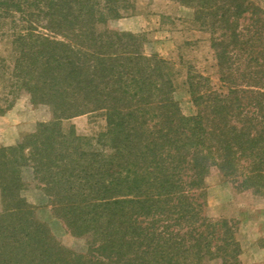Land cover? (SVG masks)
I'll return each instance as SVG.
<instances>
[{
  "label": "trees",
  "instance_id": "obj_1",
  "mask_svg": "<svg viewBox=\"0 0 264 264\" xmlns=\"http://www.w3.org/2000/svg\"><path fill=\"white\" fill-rule=\"evenodd\" d=\"M173 1L209 33L219 72L218 90L188 82L190 116L172 98L168 62L146 54L140 34L106 27L129 0H17L41 30L16 35L10 92L52 119L0 146V264H240L237 222L209 217L203 189L215 167L264 196V2ZM96 111L105 128L94 137L62 128ZM26 167L67 230L90 237L88 251L36 219L21 194Z\"/></svg>",
  "mask_w": 264,
  "mask_h": 264
},
{
  "label": "rangeland",
  "instance_id": "obj_2",
  "mask_svg": "<svg viewBox=\"0 0 264 264\" xmlns=\"http://www.w3.org/2000/svg\"><path fill=\"white\" fill-rule=\"evenodd\" d=\"M173 1V0H170ZM264 2V0H262ZM17 0H8L0 6V146L14 144L26 134L32 132L38 122L49 121L52 114L45 104L32 105L26 93L14 96L10 92L12 83L8 80L12 70L15 51V37L25 32L29 26L36 30L38 23L31 15L33 8L21 5L22 10H16ZM131 10L124 17L135 12H144L149 8L162 9L165 0H129ZM189 20L175 21V16L164 15L159 28L162 30L142 31V49L146 54H157L168 62L169 73L173 80L172 98L177 102L180 111L185 116L194 114L195 107L188 92V82H196L197 75L208 78L212 87L220 89L219 72L210 44L208 32L199 29L193 19V10ZM123 18V17H122ZM113 21V20H112ZM113 24V23H112ZM108 22L107 28L118 30ZM175 28L189 33L175 35ZM132 33V32H131ZM202 85V84H201ZM200 86V85H199ZM203 89L201 86L200 89ZM63 129L71 127L81 136L94 137L105 128V119L100 111L85 113L61 121ZM31 169L22 171L25 188L21 194L34 206V216L43 222L53 237L63 247L84 253L91 246L87 235L75 236L67 230L61 217L44 196L38 184L32 180ZM205 213L211 218H230L237 226L236 238L241 247L240 264H264V196L251 190H240L222 177L215 168H210L204 179ZM1 209V199H0ZM205 264H221L219 260H211Z\"/></svg>",
  "mask_w": 264,
  "mask_h": 264
},
{
  "label": "crops",
  "instance_id": "obj_3",
  "mask_svg": "<svg viewBox=\"0 0 264 264\" xmlns=\"http://www.w3.org/2000/svg\"><path fill=\"white\" fill-rule=\"evenodd\" d=\"M157 1V0H153ZM192 9L181 5L175 1L165 0L163 3L162 9H152L150 8L144 12H135L133 15L115 19L111 21V24L118 30L128 31L132 33L142 32V31H152L157 32L155 30H159V25L161 23V19L164 15H173L175 16V21L189 20L191 18ZM162 32H168L167 29L161 28ZM183 34V31L175 28V35ZM187 32L183 34L185 37ZM187 39V37H185Z\"/></svg>",
  "mask_w": 264,
  "mask_h": 264
}]
</instances>
